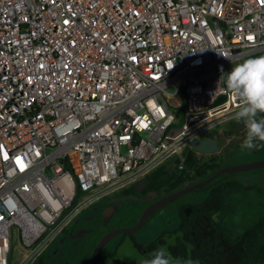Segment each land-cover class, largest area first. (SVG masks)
Masks as SVG:
<instances>
[{
    "label": "built area",
    "instance_id": "obj_1",
    "mask_svg": "<svg viewBox=\"0 0 264 264\" xmlns=\"http://www.w3.org/2000/svg\"><path fill=\"white\" fill-rule=\"evenodd\" d=\"M261 51V0H0V264L239 120L221 68Z\"/></svg>",
    "mask_w": 264,
    "mask_h": 264
},
{
    "label": "flooded vegetation",
    "instance_id": "obj_2",
    "mask_svg": "<svg viewBox=\"0 0 264 264\" xmlns=\"http://www.w3.org/2000/svg\"><path fill=\"white\" fill-rule=\"evenodd\" d=\"M233 132L238 131L234 130ZM251 173L253 172L236 176L248 180L251 177L247 175ZM254 174L251 180L262 185L257 180L263 176L256 172ZM207 176L199 177L193 173L187 175L182 172L181 166H179L169 181L154 183L153 186L148 187V180L141 191L123 190L94 201L89 206L95 203L101 205L97 211L88 215L87 220L91 222V225L75 227L71 224L69 231L61 235L77 234L78 237L70 239L72 242L82 239L88 242L91 235L96 234L98 230H102L99 231L101 236L113 228L132 226L149 203ZM209 182L194 187L191 191L182 193L158 206L146 216L136 231L130 233L135 245L145 258H154L158 252L167 257V251L173 259L180 258L182 264H217L234 254L238 255L217 226L220 204L218 199L211 195V187L207 185ZM162 213H166L168 217L162 218ZM149 228L154 229V233L150 237L138 235ZM125 235L126 232H120L109 239L98 253L95 262L99 257L104 260L112 254L116 245ZM94 245L90 247V251ZM114 263L120 264L118 260H114ZM122 264L134 263L130 261Z\"/></svg>",
    "mask_w": 264,
    "mask_h": 264
},
{
    "label": "trees",
    "instance_id": "obj_3",
    "mask_svg": "<svg viewBox=\"0 0 264 264\" xmlns=\"http://www.w3.org/2000/svg\"><path fill=\"white\" fill-rule=\"evenodd\" d=\"M228 72L226 67L222 73L220 72V76H225ZM221 82L225 86L222 79ZM256 119L258 121L264 119V113H258ZM233 128L232 124L227 132L232 133ZM236 133H241V138H246L242 131ZM255 143L256 147L250 150L255 154V159L263 158L264 141L256 140ZM238 147H240L238 144L234 146V148ZM223 159L224 157L217 152L199 154L185 146L180 152L170 156L165 163L160 164L147 175L149 179L147 186L151 187L154 183L169 181L179 166H181L182 172L187 175L193 173L199 177L207 176L224 165ZM247 172L264 173V167L236 171L229 175L221 173L207 185L211 187V195L216 197L220 204L217 226L232 249L239 255L235 264H260L264 260V203L260 200L264 199V185H259L251 179L245 180L236 176ZM124 191H133V188L130 186ZM68 229L65 228L61 234L69 231ZM61 234L56 244L48 247L34 264H74L70 259V247L66 245V239L60 245L61 252L59 254H50L53 247L58 245ZM89 252L90 248L78 264L84 262Z\"/></svg>",
    "mask_w": 264,
    "mask_h": 264
},
{
    "label": "water",
    "instance_id": "obj_4",
    "mask_svg": "<svg viewBox=\"0 0 264 264\" xmlns=\"http://www.w3.org/2000/svg\"><path fill=\"white\" fill-rule=\"evenodd\" d=\"M245 126V123L243 121H239L235 124L234 130L239 131L242 127ZM135 140L137 139V134L134 135ZM189 147L197 152L202 154H211L218 152L221 148L220 143L211 137H197L190 141ZM264 167V157L259 159H254L251 161L246 162H240L235 164H225L217 168L215 171H213L211 174H209L207 177L198 180L190 185H187L181 189H178L176 191H173L151 203H149L141 212L137 222L129 227H118L113 228L108 231H106L102 236L97 240L94 247L84 260L82 264H115L114 260H118L120 264L122 263H128L132 261L134 264H142V261H150L153 258L147 259L145 258L144 254L140 252L138 247L135 245L134 240L131 238L130 233L136 231L141 224L143 223L146 216L153 211L158 206L170 201L174 197L185 193L187 191H191L194 187L203 185L212 179H214L217 175L220 173L229 174L236 171H244V170H250L255 168H261ZM148 177H143L137 181H135L132 184V188L134 191H141L148 182ZM215 202L217 200L214 199ZM120 232H126V235L123 237V239L116 245L114 251L112 254L107 256L104 260H102V257H99L97 261L95 262L98 253L101 251L103 246L106 244V242L111 239L114 235L120 233ZM78 237L77 234H71V235H64L62 236L59 241L58 245L50 252V254L54 252H61L60 245L62 244L65 239H73ZM166 259L168 260V264H182V261L180 258L173 259L171 255L166 251ZM238 258V255L234 254L232 257L225 259L224 261H221L217 264H235V260Z\"/></svg>",
    "mask_w": 264,
    "mask_h": 264
},
{
    "label": "clouds",
    "instance_id": "obj_5",
    "mask_svg": "<svg viewBox=\"0 0 264 264\" xmlns=\"http://www.w3.org/2000/svg\"><path fill=\"white\" fill-rule=\"evenodd\" d=\"M221 79L233 100L238 101L236 118L242 120L247 128L241 148L254 149L256 140L264 141V119H256L258 113H264V55L250 57L234 65ZM142 264H168V260L158 252L153 259L142 261Z\"/></svg>",
    "mask_w": 264,
    "mask_h": 264
},
{
    "label": "rangeland",
    "instance_id": "obj_6",
    "mask_svg": "<svg viewBox=\"0 0 264 264\" xmlns=\"http://www.w3.org/2000/svg\"><path fill=\"white\" fill-rule=\"evenodd\" d=\"M255 57L256 56H261L264 55V51L262 52H258L255 53ZM253 55L250 56H246L244 58H242L241 60L238 61H233L231 62L227 68L230 71L231 68L242 62L243 60L252 57ZM232 126V121L231 122H225L223 124H221L217 129H215L213 131V134H215V139L220 143L221 148L220 150L217 152L219 153L221 156L224 157L222 163L225 164H235V163H240V162H246V161H251L255 159V154L250 150V149H242L241 145L243 143V141L245 140V138H241V133H234V132H227L228 128ZM181 128V120H177V123L174 126V130L175 132H178ZM240 132L242 131L245 135H247V128L246 126L242 127L240 130ZM238 131V132H239ZM227 132V133H226ZM231 143V144H230ZM238 144L240 145V147L238 148H234V146ZM234 148V149H233ZM231 149V150H230ZM230 150V151H228ZM228 151V153H227ZM165 163V161L163 162ZM261 176H263L262 178L259 177L257 182L260 184L264 185V173H260ZM254 173H251L247 176H250L248 178L253 179L254 177ZM263 203H264V199H260ZM100 203H95L94 205L92 204L91 206H87L86 208H84L80 213H78L76 216L78 217H74L73 220L70 222V224L67 226V228H69V226L71 224H73L75 227H81L82 225H91V222L88 219V215L92 214L93 212L97 211L98 208H100ZM162 218H167L168 215L166 213H162ZM129 218V217H128ZM127 219V218H126ZM102 230H98L96 234L91 235V237L89 238L88 242H85L83 239L82 240H77V242H72L71 240L66 239L67 243L66 245H68V247H70V259L71 261H73L74 264H78L80 263V261L85 257L86 252L88 251V249L90 247H92L97 240L102 236H100V232ZM154 233V229L153 228H149L147 230H145L144 232H140V236H145V237H150L152 234ZM104 234V233H103ZM70 241V242H69ZM57 239L53 242V244H56ZM59 254V252L57 253ZM66 258H68L66 256ZM68 260V259H67Z\"/></svg>",
    "mask_w": 264,
    "mask_h": 264
},
{
    "label": "crops",
    "instance_id": "obj_7",
    "mask_svg": "<svg viewBox=\"0 0 264 264\" xmlns=\"http://www.w3.org/2000/svg\"><path fill=\"white\" fill-rule=\"evenodd\" d=\"M239 121H242V120H237V121H236V120H233V121H232V124L235 126V124H236L237 122H239ZM230 122H231V121H230ZM58 237H59V235L56 236V237L51 241V243L49 244L48 247H50V246L53 244V242H54L56 239H58ZM48 247H47V248H48ZM55 247H56V246H55ZM55 247H53V249H54ZM47 248H46V249H47ZM53 249H52V250H53ZM52 250H51V252H52ZM55 253H58V252L56 251V252H54V253H52V254H55Z\"/></svg>",
    "mask_w": 264,
    "mask_h": 264
},
{
    "label": "snow or ice",
    "instance_id": "obj_8",
    "mask_svg": "<svg viewBox=\"0 0 264 264\" xmlns=\"http://www.w3.org/2000/svg\"><path fill=\"white\" fill-rule=\"evenodd\" d=\"M261 2L264 3V0H261ZM248 39H249V40H252L253 37H252V36H249ZM144 126H146V125H144ZM2 147H3V146H0V150H2ZM5 158H7V157L5 156ZM17 159H19V158H17Z\"/></svg>",
    "mask_w": 264,
    "mask_h": 264
}]
</instances>
